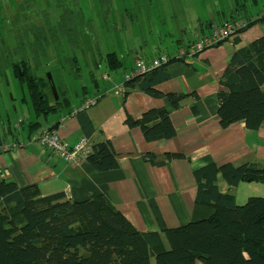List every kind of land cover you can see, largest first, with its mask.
<instances>
[{
    "label": "trees",
    "instance_id": "1",
    "mask_svg": "<svg viewBox=\"0 0 264 264\" xmlns=\"http://www.w3.org/2000/svg\"><path fill=\"white\" fill-rule=\"evenodd\" d=\"M102 1L109 3V0ZM240 1L172 0L171 15L180 14V7L198 9L213 2L212 9L208 8L206 13L203 8L199 11L204 14V20L208 13L212 14L213 21H208L211 24L209 31L214 27L240 24L241 28L236 32L244 33L264 23V4L260 9L254 8V13L259 11L260 16L254 18L250 15V18L244 19L240 11L247 13L252 9ZM253 1L256 4V0ZM38 15L41 16V13ZM73 15H80L76 1L62 5L52 22L44 18L41 27L34 23V30L42 28L49 35L52 34L53 39L58 35L67 43L77 45L80 39H77L75 26L70 23ZM207 26L204 25V28ZM31 31L27 30L26 34ZM92 35L90 30L86 31L88 42H92ZM206 35L208 33L196 37L192 32L191 38L196 37L192 42ZM44 36L43 33L42 38ZM226 42L228 38L205 50ZM239 44V39L233 41L236 48L219 79L221 90L216 94L218 119L222 128L244 122L247 130L258 131L264 125V34L246 45ZM195 56L188 57L187 51L183 50V58H170L162 50L149 60L137 59L147 65L162 57L167 62L130 81H125L124 76L121 83L125 90L124 99L132 89L158 97L159 92L154 87L169 78L165 70L167 66ZM98 58L106 64L108 71H116L122 65L120 58L113 52L104 57L99 54ZM67 61L72 75L80 76L76 57ZM7 64L0 56V77ZM37 67L36 58L29 61L24 56L11 64L14 77L28 93L35 117V121L28 124L29 129L39 127L40 118H46L59 110L67 112L74 105L66 93L58 88V99H54L48 79L37 75ZM134 69L135 64L131 71ZM91 80L94 81L93 72ZM86 89L82 87L83 100L87 98ZM167 97L174 110L179 109L186 98L198 99L195 93L188 96L169 94ZM75 109L77 107H73L67 115H71ZM190 109L193 116L198 115L194 103ZM77 118L83 135L86 139L90 138L94 131L85 112L81 111ZM19 122L13 129L8 128L7 137L0 138V145L7 146L9 151L20 147L21 139L24 138H21V133L27 132L26 128L21 129L23 124ZM124 124L129 128H138L146 142L170 140L176 136L169 112L164 108L150 109L138 120L127 115ZM142 158L152 165H162L151 153L144 154ZM167 158L170 160L169 155ZM86 160L99 172L119 167L117 154L109 140L91 144ZM192 174L196 182L195 203L211 208L213 214L206 219L167 228L153 205L159 232L147 233L135 230L101 194L77 202L66 199L63 193L44 196L37 185L19 188L14 182L0 179V264H264V196L250 197L242 205L236 203L233 195L221 193L217 187L218 175L230 187L241 183L264 186V166L256 162L220 166L208 163L194 169Z\"/></svg>",
    "mask_w": 264,
    "mask_h": 264
},
{
    "label": "crops",
    "instance_id": "2",
    "mask_svg": "<svg viewBox=\"0 0 264 264\" xmlns=\"http://www.w3.org/2000/svg\"><path fill=\"white\" fill-rule=\"evenodd\" d=\"M213 5L212 2L198 9L180 7V14L175 16L171 15L172 0H147L146 5L136 4L124 9L121 45L113 52L122 65L116 71L98 74V80L93 73L92 91L85 90L88 99L98 100L85 111L94 131L88 141L94 144L109 140L117 154V169L99 172L85 158L66 161L32 140L53 127L67 143L74 144L85 138L77 116L67 115L73 107H80L87 100H83L81 89L73 92L76 102L67 112L51 113L56 115L47 119L48 115L39 130L23 125L27 132L21 133L24 138L20 147L0 153V179L14 182L19 188L37 185L44 196L63 193L66 199L77 202L101 194L141 233L159 232L153 205L167 228L213 214L211 208L195 203L193 170L208 163L240 165L264 160V125L258 131H249L244 122L227 128H222L219 123L216 94L221 87L218 81L236 48L233 43L226 42L187 58L188 61L169 64L165 69L169 78L154 87L159 92L158 97L132 89L124 99L125 90L120 92L118 89L137 59L149 60L162 50L166 53L174 50V57H177L196 37L207 34L211 28L208 21H213L212 14L208 13L204 20L199 11L203 8L206 13ZM204 25L208 26L204 28ZM261 31L256 25L242 35L253 41L262 35ZM192 32L197 35L194 39ZM241 42L239 46L246 45ZM192 93L198 99H184L177 110L172 108L167 97L169 94L188 96ZM66 95L71 99L70 93ZM193 103L199 111L197 116L191 113ZM159 108L169 112L175 128L176 136L170 140L146 142L138 128L124 124L127 115L138 120L148 110ZM32 116L27 113V119ZM146 153L155 155L162 165L145 161L142 156ZM253 184L245 185L247 187L242 190L262 193V187ZM239 186L230 187L220 175L217 176L221 193L231 194L236 199Z\"/></svg>",
    "mask_w": 264,
    "mask_h": 264
},
{
    "label": "rangeland",
    "instance_id": "3",
    "mask_svg": "<svg viewBox=\"0 0 264 264\" xmlns=\"http://www.w3.org/2000/svg\"><path fill=\"white\" fill-rule=\"evenodd\" d=\"M74 1L77 2V10L80 15H73L70 23L71 26H75L77 39H80L77 45L67 43L58 35L53 39L52 34L49 35L42 28L34 30V23L37 27H41L44 23V18L52 22L62 5ZM212 1L215 2L216 0ZM219 1L226 2L227 0ZM146 3L147 0H109V3H104L102 0H0V56L3 57L5 63H9L4 68L3 76L0 77V138L7 137L8 128L13 129L15 124L20 123L19 121L24 126L29 124V122L35 121L28 93L25 87L21 86L14 77L11 69L12 63L17 62L21 56H24L29 61L36 58L38 63L36 68L37 75L47 78V75L50 74L55 87L60 91L70 93L71 99L69 100L72 104H75L74 91L80 92L82 87H87L89 91H92L90 84L92 72L97 80L100 78L98 74L108 72L106 64L98 60V55L101 54L104 57L106 53L119 50L121 45L119 39L124 33L121 20L124 15L123 9L130 8L136 4L146 5ZM240 3H246V6L252 9V11L247 13L240 11L241 16L244 19L250 18V15L255 18L260 16V14L259 11L254 13V8L260 9L262 4H264V0H256V4L253 0H241ZM257 4L258 6H256ZM228 10L230 12V8ZM39 13H41V16L38 15ZM201 15L204 18V14ZM228 16L229 14L226 17ZM259 26L264 34V23ZM29 29L32 31L28 32L27 35L26 31ZM87 30H90L93 34L90 37L92 42H88L89 38L86 40L85 33ZM43 33L45 34L44 38H42ZM242 34L238 33L237 36H231L228 42L233 43L235 39H239L241 42L244 39ZM246 37L241 43L248 44L252 40L251 37ZM148 45L150 44L148 43ZM18 51L20 53L16 54ZM186 51L188 57L200 53L196 51V54H191L190 46L187 47ZM167 55L170 58H174L175 51L171 50ZM71 57H76L78 61L77 66L80 68V76L72 75L73 71L70 70L71 66L67 61ZM179 57L183 58V51L177 56V58ZM185 60L187 58L184 59V62ZM32 65H34L33 62ZM133 71H130V73ZM136 76H142V74H137L134 77ZM48 96L50 97V94ZM27 113L33 115V118L27 119ZM54 115L56 114H49L47 119ZM44 120L45 118H40V122L43 125L45 124ZM40 126L33 130H39ZM21 129L24 130L25 128L21 127ZM32 140L37 142V137ZM86 140L88 141V139ZM88 144L90 151L91 143L88 141ZM79 158H85L86 160L82 153ZM257 164L264 166V160L259 161ZM245 185L247 184H240L239 186L240 190L235 199L237 204L243 205L250 198L248 196H264V186L262 184H253L256 187H262V193L242 190L243 187H247Z\"/></svg>",
    "mask_w": 264,
    "mask_h": 264
},
{
    "label": "built area",
    "instance_id": "4",
    "mask_svg": "<svg viewBox=\"0 0 264 264\" xmlns=\"http://www.w3.org/2000/svg\"><path fill=\"white\" fill-rule=\"evenodd\" d=\"M241 28L240 24L235 25H227L224 28L220 29H213L209 32L208 35L201 38L200 40L194 42V46L190 47L191 54H196V51H203L206 48L212 47L215 44L221 42L226 37L228 39L231 38V36H237L238 33L236 32L238 29ZM167 60L162 57L160 59H155L151 65H147L142 61L136 60L135 62V69L132 73H129L125 75V81L131 80L135 75L137 74H143L150 72L152 69L166 63ZM119 91L122 92L124 90L123 84L119 86ZM96 99H87L83 102V104L80 107H77L71 115L72 117L77 116L81 111H86L89 108L96 105ZM37 140L44 145L47 149H49L55 156L64 159L66 161H76L79 159L80 154L84 157H86L90 151H89V144L88 141L85 138H82L81 140H86L87 144L85 147L80 148L75 153H69L66 149V146L70 145L69 143H66L61 137L58 135V131L51 130L42 133L39 137H37ZM9 151V148L5 145H0V152Z\"/></svg>",
    "mask_w": 264,
    "mask_h": 264
},
{
    "label": "bare ground",
    "instance_id": "5",
    "mask_svg": "<svg viewBox=\"0 0 264 264\" xmlns=\"http://www.w3.org/2000/svg\"><path fill=\"white\" fill-rule=\"evenodd\" d=\"M213 29H220L218 27H214ZM212 29V30H213ZM227 38V37H226ZM190 47H193L194 46V43L193 42H190L188 44ZM157 68V67H156ZM59 135V134H58ZM87 144V141L86 140H78L76 143L74 144H70L68 146H66V149L69 153H75L77 152L80 148L82 147H85Z\"/></svg>",
    "mask_w": 264,
    "mask_h": 264
},
{
    "label": "water",
    "instance_id": "6",
    "mask_svg": "<svg viewBox=\"0 0 264 264\" xmlns=\"http://www.w3.org/2000/svg\"><path fill=\"white\" fill-rule=\"evenodd\" d=\"M47 79H48V81H49V83H50V89H51V91H52V94H53V96H54V99L57 100V99H58V96H57L56 87H55V85H54V83H53V80H52V77H51L50 74L47 75Z\"/></svg>",
    "mask_w": 264,
    "mask_h": 264
},
{
    "label": "clouds",
    "instance_id": "7",
    "mask_svg": "<svg viewBox=\"0 0 264 264\" xmlns=\"http://www.w3.org/2000/svg\"><path fill=\"white\" fill-rule=\"evenodd\" d=\"M129 74V73H128ZM127 75V74H126ZM132 80V79H131ZM130 81V80H129ZM91 99H93V98H91ZM86 101V100H85ZM96 102H98V100L96 99ZM85 112V111H84ZM51 130H56L57 131V129L56 128H52ZM51 130H49V131H51ZM48 131V130H47ZM47 131H45V132H47ZM42 133H44V132H42ZM62 139V138H61Z\"/></svg>",
    "mask_w": 264,
    "mask_h": 264
}]
</instances>
